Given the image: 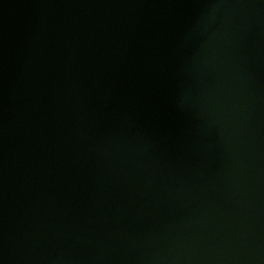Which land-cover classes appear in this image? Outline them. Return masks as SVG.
Here are the masks:
<instances>
[{
  "label": "water",
  "instance_id": "1",
  "mask_svg": "<svg viewBox=\"0 0 264 264\" xmlns=\"http://www.w3.org/2000/svg\"><path fill=\"white\" fill-rule=\"evenodd\" d=\"M0 264H264V0H0Z\"/></svg>",
  "mask_w": 264,
  "mask_h": 264
}]
</instances>
